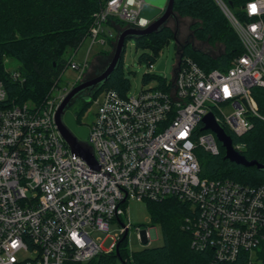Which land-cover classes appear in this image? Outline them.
I'll return each instance as SVG.
<instances>
[{
    "label": "built area",
    "instance_id": "1",
    "mask_svg": "<svg viewBox=\"0 0 264 264\" xmlns=\"http://www.w3.org/2000/svg\"><path fill=\"white\" fill-rule=\"evenodd\" d=\"M216 2L239 35L242 54L229 67L205 69L178 44L173 75L162 84L132 95L113 88L91 95L94 118L79 123L89 131L78 139L92 163L72 152L56 124L69 90L53 97L54 85L40 104L16 102L0 78V264H115L106 258L115 257L127 225L109 235L108 249L94 233L108 230L114 220L123 224L129 199L167 197L189 203L191 245L210 250L213 264H234L242 251L249 253L248 264L255 263L264 247V183L204 177L199 155L201 149L220 153L216 134L202 129L207 113L236 136L251 129V116L264 119L252 93L264 86V0H248L242 20L223 0ZM143 4L104 0L90 26L91 44L115 36L109 19L146 27L150 22L139 16ZM6 71L23 83L17 68ZM233 145L238 151L245 147ZM155 236L152 225L144 240ZM28 251L32 255L23 258Z\"/></svg>",
    "mask_w": 264,
    "mask_h": 264
},
{
    "label": "trees",
    "instance_id": "2",
    "mask_svg": "<svg viewBox=\"0 0 264 264\" xmlns=\"http://www.w3.org/2000/svg\"><path fill=\"white\" fill-rule=\"evenodd\" d=\"M231 12L239 19L245 18L243 7L248 0H223ZM104 0H0V78L8 90L9 99L16 102L31 101L37 104L59 84L62 72L70 64L63 56L67 47L77 48L89 35L94 14ZM174 11L178 16L190 17V29L197 40L208 44L222 42V51L215 55L191 42L179 43L183 55H188L205 69L229 67L232 59L242 54L243 46L239 35L216 0H174ZM110 26L125 28L123 21L111 19ZM176 31L164 24L158 30L137 36V48H147L140 58L148 65L153 63L160 49L174 36ZM117 35V34H116ZM116 35L108 41L115 42ZM178 47V45H177ZM125 50V49H124ZM121 60L110 77L91 95L104 89H116L126 95L130 88L129 76L125 75ZM18 62L17 69L24 78L23 83L12 80L6 71L7 59ZM158 79L162 84L165 78L145 73L143 80ZM253 98L260 115L264 117V86L253 88ZM85 100V99H84ZM91 100H85L78 110L68 108L82 123V113ZM252 127L244 135L232 136L233 144L245 143L240 152L249 160L255 159L264 164V119L251 116ZM225 149L220 145V153L211 154L200 150L201 175L208 178L229 177L250 184L264 183V171L256 166H244L224 158ZM149 202L150 216L163 227V243L145 246L130 252L126 246V236L119 240V256L123 264H213L210 250H197L191 245V231L186 226L190 214L189 203L175 197ZM254 264H264V247L257 250ZM249 253L242 251L234 264H248ZM113 261V256L106 258Z\"/></svg>",
    "mask_w": 264,
    "mask_h": 264
},
{
    "label": "rangeland",
    "instance_id": "3",
    "mask_svg": "<svg viewBox=\"0 0 264 264\" xmlns=\"http://www.w3.org/2000/svg\"><path fill=\"white\" fill-rule=\"evenodd\" d=\"M227 18L231 22L228 16ZM192 21L193 20L190 17H181L177 14L176 17H170L167 20V25L171 26L176 31L177 37H172L160 49L157 56L153 59L151 66H148V62L146 60L140 58L141 53L143 51H150L149 49L137 48L135 45V39L133 38H128L125 41L122 66L125 75L129 76L130 79V88L127 91L129 95L138 93L143 87H149L151 85L158 84V79L156 78H151L150 80H147L146 83L144 82L143 77L144 74L148 72V70L149 75L152 76H159L162 78L167 77L168 79L172 77L177 61L178 42L180 44L191 42L195 46H198L214 55L222 51V42L217 41L214 44H208L202 40L195 39L193 32L190 29V24ZM109 27H111L114 35L117 34L114 43L110 40L104 45L97 43L91 44L92 40L89 36H87L77 48H66L63 56L67 61H71V63L68 64V67H66V69L62 72L59 84L52 92L53 97H57L61 93L69 90L73 82L77 80L78 76H80V78H78L80 83L81 81L97 76L107 67L113 56L117 37L120 32L113 26L109 25ZM123 29L124 28H121L120 30ZM85 62H87V66L84 67V70L82 71V67L84 66ZM75 63L80 65V69L74 67ZM17 66L18 62L15 59L10 58L5 62L6 69H15ZM95 101L96 99H93L91 102L87 103L88 107L82 113V122L91 124L96 110ZM28 102L31 103V101ZM74 103L72 104V109L75 111L78 110L83 103H85V100L83 98H78ZM226 112H231V108L227 107ZM148 204L149 202L147 200H138L134 198L129 199L126 202L127 213L123 216V224L118 220H114L111 222L110 228L108 230L96 231L94 236L99 237L100 240H102L103 247L108 249L113 242V239L109 235H116L117 233H120L122 225H127L128 231L126 235V246L130 252L140 250L145 246L162 244L163 227L161 224L152 220ZM152 225L155 227L156 236L149 240V242H145V232L146 230H149ZM31 255L32 253L29 251L21 254L23 258L29 257ZM113 261L115 264H123L122 259L119 256L113 257Z\"/></svg>",
    "mask_w": 264,
    "mask_h": 264
},
{
    "label": "water",
    "instance_id": "4",
    "mask_svg": "<svg viewBox=\"0 0 264 264\" xmlns=\"http://www.w3.org/2000/svg\"><path fill=\"white\" fill-rule=\"evenodd\" d=\"M143 1L144 4L139 11V16L147 19L150 23L144 28L126 27L121 30L117 37L113 56L107 67L97 76L86 81H81L77 85L71 87L56 111L55 120L61 135L71 147L72 152L81 155L89 163H92L93 155L87 148L82 146L78 139L87 138L89 131L88 126L79 125L76 121L75 115L68 107L79 91L86 87H92L93 93H95L98 88L110 77L113 71L118 67L124 50L125 41L128 38L148 35L166 24L170 17H176V12L174 11V0ZM85 100H91V95L85 98ZM202 121L204 123L202 129L212 130L216 134L217 139L225 149V159L247 167L256 166L258 169L264 171L263 163L255 159L249 160L240 151L235 149L232 136L228 134L225 128L216 120L215 115L212 112L207 113L203 117ZM126 235L127 231L124 233L123 237ZM144 241L146 242V240ZM119 244L120 242L117 244L116 254L114 256H119Z\"/></svg>",
    "mask_w": 264,
    "mask_h": 264
},
{
    "label": "flooded vegetation",
    "instance_id": "5",
    "mask_svg": "<svg viewBox=\"0 0 264 264\" xmlns=\"http://www.w3.org/2000/svg\"><path fill=\"white\" fill-rule=\"evenodd\" d=\"M87 80H88V79H87ZM84 81H86V80H84ZM92 90H93L92 87H86V88L82 89L81 91H79V92L75 95V97H74L73 100H72V103L76 102V100H77L78 98H83V99L87 98L88 96L91 95ZM74 104H75V103H74ZM69 109H70V108H69ZM70 110H71V109H70Z\"/></svg>",
    "mask_w": 264,
    "mask_h": 264
}]
</instances>
